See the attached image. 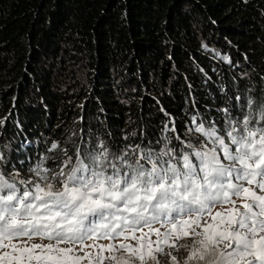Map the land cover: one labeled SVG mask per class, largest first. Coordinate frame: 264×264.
Returning a JSON list of instances; mask_svg holds the SVG:
<instances>
[{
	"label": "trees",
	"instance_id": "16d2710c",
	"mask_svg": "<svg viewBox=\"0 0 264 264\" xmlns=\"http://www.w3.org/2000/svg\"><path fill=\"white\" fill-rule=\"evenodd\" d=\"M262 110L264 0H0L9 171L75 164L99 144L118 166L179 157L206 142L198 124L227 142Z\"/></svg>",
	"mask_w": 264,
	"mask_h": 264
},
{
	"label": "snow or ice",
	"instance_id": "6c2138e0",
	"mask_svg": "<svg viewBox=\"0 0 264 264\" xmlns=\"http://www.w3.org/2000/svg\"><path fill=\"white\" fill-rule=\"evenodd\" d=\"M260 120L245 117L230 125L227 142L225 136L209 130L207 135L214 137L218 149L179 157L171 150L155 157L146 151L131 163L118 158L126 168L109 161L104 150L86 157L87 164L81 160L67 175L59 173L63 180L49 183L41 177L44 183L27 190L0 175V264H104L105 260L159 264L162 245L174 248L167 242L181 228L185 230L177 239L187 238L192 245L185 264H198L209 254L215 256L210 264H264V124ZM196 130L205 132L203 127ZM237 200L244 203L237 205ZM224 205L232 207L213 215V209ZM205 214L213 223L200 230ZM161 216L171 225L163 234L151 223ZM150 234L165 239L152 241ZM33 238L48 243L28 244ZM129 239L136 244L96 243ZM171 259L176 264L177 258Z\"/></svg>",
	"mask_w": 264,
	"mask_h": 264
},
{
	"label": "rangeland",
	"instance_id": "374dc122",
	"mask_svg": "<svg viewBox=\"0 0 264 264\" xmlns=\"http://www.w3.org/2000/svg\"><path fill=\"white\" fill-rule=\"evenodd\" d=\"M196 123H194L195 125ZM198 127H203V125L198 124L196 126V129ZM204 133H201L203 136H205L204 138L206 139V142H202L200 146L195 147L192 144H188L191 145V147H194V152L195 151H208L210 148H217L218 146L215 143L214 137L207 135V132L209 130H213V129H205ZM197 131V130H196ZM191 140H194V136L190 137ZM170 143V140H167L166 146H168ZM100 147L97 148L95 147L94 149H91L90 152H88L87 156L89 155H94L98 152L104 151L106 150V148H104L102 145L103 144H99ZM6 151L5 148L0 147V175H2L5 179H7L9 182L15 183L17 188L21 189V190H27L30 187H32V185L37 183H44V181L41 180V177H47V182L49 183H56L57 178L59 180H63L64 176H58L59 173H64L65 175H67L73 168L78 167L81 160L77 161V163L72 164V162L67 159L64 160L58 167L54 168V170H52L51 167H47L46 165V161L45 160H39L37 162V164L35 166H33L30 170H27L25 172H13V171H9L7 169H5L2 164L3 163V153ZM144 152L141 151L138 156L140 157V155H142ZM159 154V153H157ZM183 154H190L189 151H185ZM182 154V155H183ZM124 156H127V154H125ZM155 157V155H154ZM175 157V156H174ZM84 163H88V160H85V157L83 156L81 158ZM166 159H169V157L167 156ZM127 162L131 163L134 162L136 160H132L131 157L126 158ZM7 165V164H6ZM123 166H125L126 168V164H124ZM108 171H111V169H108ZM39 173V174H37ZM59 185L57 184V187ZM233 199H235V197H233ZM237 205H240L241 203H244V201L242 200H237L236 201ZM232 205H224L223 207H217L215 209H213V215H215V212L219 211V212H224L225 209L231 208ZM152 227L153 228H158L160 229L161 234H163L166 229L170 228L171 225L164 219V217L162 216L160 218L159 221H152ZM213 223L211 217H209L207 214L204 215V217L201 218V222H200V230L203 229V227L206 226V224H211ZM185 229L181 228L179 230V232H173V234L171 235V238L168 240L167 243H171V244H175L174 248H170L167 246V244L162 245L164 247V254H157L158 255V259H159V264H173V261L171 259V256H175L177 258L176 260V264H185V258L188 255V249H190L192 247L191 245V241L187 238L184 239H177V235H182L183 231ZM144 233H148V228L144 227L143 228ZM141 232L137 231L136 232V236H140ZM150 239L152 241H156V240H164V236H157L155 234H150ZM121 242L130 244V245H135L136 241L133 239H129L127 241H120V240H116V241H109V240H100L97 241L96 243L99 244H103V245H108L110 243H116L119 244ZM28 244H32V243H48V241L46 240H40L38 238H33L32 240H28L27 241ZM88 244H92L94 243L93 241H87ZM85 251H91L93 253V255H95L96 253V249H85ZM168 252H171V256L167 255ZM103 255H109V253H103ZM215 256L214 254H209L206 256V259L204 261H200L198 262V264H210V262L212 260H214ZM84 264H87V261L84 262ZM104 264H108V261L105 260ZM148 264H156V261H152L149 260ZM192 264H197V262H192Z\"/></svg>",
	"mask_w": 264,
	"mask_h": 264
},
{
	"label": "bare ground",
	"instance_id": "6f19581e",
	"mask_svg": "<svg viewBox=\"0 0 264 264\" xmlns=\"http://www.w3.org/2000/svg\"><path fill=\"white\" fill-rule=\"evenodd\" d=\"M37 183V182H36Z\"/></svg>",
	"mask_w": 264,
	"mask_h": 264
},
{
	"label": "clouds",
	"instance_id": "9594fccd",
	"mask_svg": "<svg viewBox=\"0 0 264 264\" xmlns=\"http://www.w3.org/2000/svg\"><path fill=\"white\" fill-rule=\"evenodd\" d=\"M162 217V216H161Z\"/></svg>",
	"mask_w": 264,
	"mask_h": 264
}]
</instances>
